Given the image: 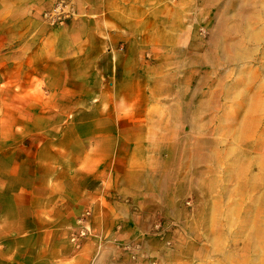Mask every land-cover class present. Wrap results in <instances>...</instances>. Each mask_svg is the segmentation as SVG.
Returning <instances> with one entry per match:
<instances>
[{"label": "rangeland", "instance_id": "obj_1", "mask_svg": "<svg viewBox=\"0 0 264 264\" xmlns=\"http://www.w3.org/2000/svg\"><path fill=\"white\" fill-rule=\"evenodd\" d=\"M137 1L0 0V88L9 87L2 84L3 61L18 65L30 52L13 43L44 30L74 41L75 59L86 55L79 67L95 73L86 83L96 104L107 113L113 108L123 124H138L123 128L140 141L122 145L136 153L131 170L106 176L108 219H149L148 236L160 243L175 227L170 219H219L220 247L264 262V0H167L166 15H155L162 23L149 30L150 1ZM126 38L151 46L131 60ZM165 134L179 142L175 159ZM89 216L83 212L74 225L60 219L54 245L50 219H0V264H34L33 255L16 249L41 243L58 251L55 264H67L73 247L90 238L96 244L87 248L98 245Z\"/></svg>", "mask_w": 264, "mask_h": 264}, {"label": "crops", "instance_id": "obj_2", "mask_svg": "<svg viewBox=\"0 0 264 264\" xmlns=\"http://www.w3.org/2000/svg\"><path fill=\"white\" fill-rule=\"evenodd\" d=\"M144 1L138 0L136 6ZM146 1H150L145 12L149 30L162 23L155 15H166L168 5L167 0ZM52 36L44 30L34 40L13 43L29 50L28 56L18 65L10 64V57L2 63L6 67L2 84L9 82V87L0 88V219H50L46 232L54 245L62 233L60 219L74 225L89 211V235H98V245L87 248L96 244L90 238L86 245L73 247L67 264H251L249 256L243 258V249L219 246V219H170L175 227L161 243L148 236L149 219H108L106 176L131 170L136 153H124L122 145L140 141L124 134L123 128L137 123L132 119L123 124L113 108L107 113L103 102L96 104L94 90L89 91L86 83L95 79V73L78 65L86 55L76 60L75 42ZM126 40L124 48L131 60L137 49L151 46L143 40L136 45ZM55 48L59 49L56 59ZM121 89L119 84L118 98L125 96ZM163 137V144H168L164 147L175 159L179 142L170 143V134ZM43 231L36 230L35 238ZM108 242L114 247L108 249ZM17 251L33 255L34 264H55L54 256L59 255L54 246L44 248L42 243ZM259 264H264L261 255Z\"/></svg>", "mask_w": 264, "mask_h": 264}]
</instances>
